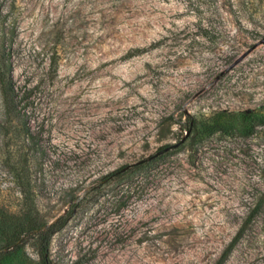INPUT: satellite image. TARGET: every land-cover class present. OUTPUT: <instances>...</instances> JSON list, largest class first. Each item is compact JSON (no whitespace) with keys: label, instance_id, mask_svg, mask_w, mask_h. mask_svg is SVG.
I'll return each instance as SVG.
<instances>
[{"label":"rangeland","instance_id":"obj_1","mask_svg":"<svg viewBox=\"0 0 264 264\" xmlns=\"http://www.w3.org/2000/svg\"><path fill=\"white\" fill-rule=\"evenodd\" d=\"M0 19V264H40L36 231L6 247L27 205L65 216L50 264H214L264 189V0H0ZM255 213L221 264H264Z\"/></svg>","mask_w":264,"mask_h":264},{"label":"trees","instance_id":"obj_2","mask_svg":"<svg viewBox=\"0 0 264 264\" xmlns=\"http://www.w3.org/2000/svg\"><path fill=\"white\" fill-rule=\"evenodd\" d=\"M2 20L0 19V25H2ZM2 66H5V63H2ZM0 91L3 97V101L5 104H10L12 102V93H13V86L10 84V78L8 79H1L0 78ZM164 150L162 147L159 151ZM139 163H142L139 162ZM264 202V189L259 193L257 200L255 201L252 208L246 214L245 220L240 224L237 232L235 233L234 237L230 240L228 245L222 251L220 257L214 262V264H221V261L226 257L227 253L233 246V244L237 241V239L243 233V230L249 222L250 218L256 214V210L263 204ZM28 209H26L24 216H26V223L24 224H12L5 229L7 232L5 235L6 247L8 248L10 244H14L21 239L22 236L26 235L31 231H36L37 238L39 240V256H40V264H50L49 260L47 259L46 248L49 242L51 235L57 231L65 222V216L61 215L55 220L46 223L44 221L36 222L31 219L30 216V208L29 205ZM32 207V206H31ZM17 247L14 245L13 248Z\"/></svg>","mask_w":264,"mask_h":264},{"label":"water","instance_id":"obj_3","mask_svg":"<svg viewBox=\"0 0 264 264\" xmlns=\"http://www.w3.org/2000/svg\"><path fill=\"white\" fill-rule=\"evenodd\" d=\"M260 42H264V39H262ZM186 133V132H185ZM165 149V148H164Z\"/></svg>","mask_w":264,"mask_h":264}]
</instances>
